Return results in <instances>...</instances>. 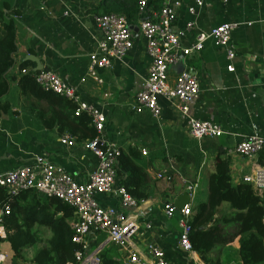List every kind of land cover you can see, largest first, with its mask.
<instances>
[{"label":"crops","instance_id":"1","mask_svg":"<svg viewBox=\"0 0 264 264\" xmlns=\"http://www.w3.org/2000/svg\"><path fill=\"white\" fill-rule=\"evenodd\" d=\"M135 0H13L10 14L17 27L16 66L10 72L12 93L10 107L0 116V174L25 167H35L38 160L52 163L68 173L79 184L88 182L98 166L99 159L87 148V141L78 142L68 134L46 129L38 112L46 109L25 97L18 88L19 66L31 62L32 56L49 70L74 87L82 100L100 109L106 116V129L101 139L108 146L129 152L138 148L149 176L148 198L139 203L137 223L140 231L136 243L145 252L146 246H158L170 264H203L197 253H186L179 247L180 228L177 212L165 216V206L173 205L188 191L190 206L205 203L208 198L209 178L215 172L218 150H229L249 137L264 139V0H206L196 17L188 14L192 0H183L173 23L176 31L184 30L192 19L196 29L181 38L184 46H191L199 34H209L214 28L234 26L231 44L235 58L231 62L235 72H228L230 62L225 51L208 39L203 49L192 56L188 64L195 70L200 92L191 103L189 116L197 121L221 126L224 134L218 138L196 140L186 131L185 120L176 106L160 100L162 115L155 120L150 114H137L131 106L148 76L150 59L145 53L146 42L134 28V48L123 63H117L111 72H100L103 84L87 75L89 55L96 50L99 34L95 19L104 14L128 16L138 3ZM163 0H154L151 7L159 10ZM137 26L138 15L130 20ZM137 31H136V30ZM180 65L169 70V85L173 86L183 70ZM72 139V145L64 144ZM234 183L244 185L243 178L264 160V151L255 157L229 156ZM254 190V189H253ZM255 194L264 201V193ZM102 207L120 208L111 197L97 195ZM175 207V206H174ZM219 211L229 212L223 204ZM220 216V214H219ZM150 224L148 230L146 225ZM44 238L50 233L41 229ZM230 233L235 229L228 228ZM91 249L101 248L104 258L123 264L122 252L107 241L106 234L89 237ZM0 249L10 259V245L0 242ZM147 257V255H146ZM148 259V258H147ZM151 260V258L149 257ZM222 264H242L239 244L227 245L220 252ZM109 261V260H108ZM16 264H22L15 261ZM12 264V262H11Z\"/></svg>","mask_w":264,"mask_h":264},{"label":"built area","instance_id":"2","mask_svg":"<svg viewBox=\"0 0 264 264\" xmlns=\"http://www.w3.org/2000/svg\"><path fill=\"white\" fill-rule=\"evenodd\" d=\"M138 3V22L134 27L127 16L117 13L100 15L95 19L99 34L96 50L89 55L87 75L98 84H103L100 72L113 71L117 63H123L134 48V28L146 42L145 53L150 59L148 76L144 80L140 92L135 97L131 109L137 113H148L155 120L162 115L160 100L176 106L186 124L187 133L196 140L218 138L224 134L221 126L197 121L189 116L190 105L200 92L199 80L195 70L188 64L189 59L200 52L205 42L211 39L214 44L225 51L230 62L228 72H235L231 63L236 54L231 44L233 25L223 24L209 34H199L195 44L184 46L181 38L185 33L196 29L195 21H189L184 30L176 31L173 23L183 0H163L162 7L156 11L151 7L154 0H136ZM193 6L187 7L188 14L196 17L198 9L206 0H192ZM227 2L228 0H221ZM182 66L173 86L169 85V70L174 66ZM37 85L45 92H51L77 107V115L87 114L98 137L87 141V148L99 159L95 171L87 183L79 184L74 177L57 168L50 162L38 160L35 167H25L0 174V187L11 196L21 191L34 190L40 198H58L74 209L75 218L71 222L74 232L73 242L81 246L75 257L77 264H101V248L91 249L89 237L106 234L107 241L117 247L123 254V264H170L164 252L154 245L146 246L143 252L135 239L140 231L135 215L139 202L128 193L123 186L117 185V162L120 151L108 146L101 139L107 119L98 108L88 105L82 100L74 87L69 86L57 74L42 70L35 75ZM64 144L72 145V139L64 138ZM264 151V139L253 136L228 150L229 156L255 157ZM245 185L251 186L259 194L264 193V169L255 168L243 178ZM190 196L195 195V188L188 187ZM97 195H104L117 200L120 208L102 207L96 201ZM177 212L181 230L179 247L186 253H193L190 243L191 206L183 210L173 205H166L165 216L173 217ZM264 224V217H263ZM146 228L151 229L147 224ZM9 231L4 226V211L0 209V242L7 241ZM147 255V257H146ZM151 258V260L149 259ZM148 258V259H147ZM10 256L0 249V264H10Z\"/></svg>","mask_w":264,"mask_h":264},{"label":"trees","instance_id":"3","mask_svg":"<svg viewBox=\"0 0 264 264\" xmlns=\"http://www.w3.org/2000/svg\"><path fill=\"white\" fill-rule=\"evenodd\" d=\"M12 5L13 0H0V116L11 104L9 74L16 66L18 53L17 27L10 14ZM136 14L137 9L127 18L131 20ZM18 71L24 73L18 82L22 95L47 105L38 112L46 129L68 134L78 142L98 137L87 114L77 115L75 104L37 85L31 62L21 63ZM259 164L264 167L262 157ZM214 167L206 202L191 206L189 239L193 251L203 264H222L220 252L237 240L242 264H264V201L251 186L234 183L227 150H218ZM116 169L117 185L125 187L139 203L148 198L149 176L138 148H131L129 152L120 150ZM225 203L229 205V212L219 211ZM0 209L4 211V226L9 231L6 242L12 249L14 262L77 264L75 255L81 246L73 242L71 222L75 213L65 202L54 197L40 198L34 190L11 196L0 187ZM231 227L235 229L232 233L227 230ZM42 228L50 233L49 238H44ZM100 258L101 264H119L106 260L103 254Z\"/></svg>","mask_w":264,"mask_h":264},{"label":"water","instance_id":"4","mask_svg":"<svg viewBox=\"0 0 264 264\" xmlns=\"http://www.w3.org/2000/svg\"><path fill=\"white\" fill-rule=\"evenodd\" d=\"M136 30V29H135ZM137 31V30H136ZM26 60H31L37 64V67L34 69V72H40L43 70L41 63L33 58L32 56H28ZM190 203V192L186 191L183 196H181L174 204L175 208L178 210H183L185 206L189 205Z\"/></svg>","mask_w":264,"mask_h":264},{"label":"rangeland","instance_id":"5","mask_svg":"<svg viewBox=\"0 0 264 264\" xmlns=\"http://www.w3.org/2000/svg\"><path fill=\"white\" fill-rule=\"evenodd\" d=\"M12 262V264H16L13 260L11 261ZM11 262H10V264H11ZM23 264V263H22Z\"/></svg>","mask_w":264,"mask_h":264}]
</instances>
